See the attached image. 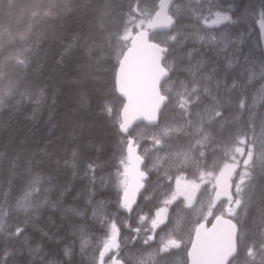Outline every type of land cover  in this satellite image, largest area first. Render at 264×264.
I'll list each match as a JSON object with an SVG mask.
<instances>
[{
  "label": "trees",
  "instance_id": "trees-1",
  "mask_svg": "<svg viewBox=\"0 0 264 264\" xmlns=\"http://www.w3.org/2000/svg\"><path fill=\"white\" fill-rule=\"evenodd\" d=\"M157 1L0 0V264H85L74 242L78 215L107 198L100 188L111 187L125 154L118 63ZM185 42L171 50L175 66L194 61ZM246 69L234 74L243 94L215 109L229 119L219 133L229 134V154L247 156L243 182L241 171L233 178L232 264H264V67ZM219 73L222 89L227 73Z\"/></svg>",
  "mask_w": 264,
  "mask_h": 264
},
{
  "label": "rangeland",
  "instance_id": "rangeland-1",
  "mask_svg": "<svg viewBox=\"0 0 264 264\" xmlns=\"http://www.w3.org/2000/svg\"><path fill=\"white\" fill-rule=\"evenodd\" d=\"M226 2L227 0H182L173 8V14L180 18L181 23L175 31L161 35L164 44H171L173 51L177 52L178 46L186 41L185 43L190 45L191 53L196 54L193 62L186 59L183 64L176 66L173 61L175 57L172 58V54L166 56L164 66L173 71V75L169 81L162 85L164 93L170 92L172 94L164 109V118H161L158 126L139 125L133 130L132 135L140 149L143 150L142 153L149 157L150 168L165 164L164 162L168 157L174 158L177 166L187 164L192 159L187 150L178 151L173 156L167 155V151L170 150L166 148V146L169 147V144L164 136H171L172 134L188 136L186 140H180L176 135L172 139L173 147H181L182 149L188 148L186 144L189 140L190 144L193 143L195 135L200 137L199 140H202L205 134H219L225 128L226 123L229 124V119L224 112L216 110L215 106L219 103L229 106V101H233L243 94L238 92L239 89H242L241 85L238 84L240 78L238 79L234 74L242 72L244 75L248 64L264 67V50L259 38V32L264 28V0H229V11L222 6ZM228 14L233 31L228 35L227 29L224 27V31L221 30L219 34H216L208 24L221 23L220 21L225 18L223 24L226 26L224 22L227 21ZM188 17L190 18L189 21H187ZM147 23L148 21L140 22L139 27L142 24L146 26ZM175 55L178 56L176 53ZM189 63L192 65L195 63L194 67H187ZM210 69H212L211 72H209ZM219 70L227 73L226 84L223 85L222 89H219L220 82H223V78L218 79ZM260 72L261 75L264 74V71ZM182 74L185 76L183 77ZM262 82L264 83V79ZM208 86L216 89L217 98L214 102H211L210 97H205L201 101L200 95L210 94L207 90ZM235 88L237 91H234ZM262 90L264 91V88ZM236 103L239 104V101ZM243 151L241 148H236L229 156L227 153L219 154L214 158L215 163H217L213 166L214 169L208 168V174L216 176L219 195L228 186L230 195L231 175L235 170L241 171L239 181L240 183L243 182L246 171L241 169L243 168L242 164L247 161V156L246 154L243 156ZM241 158H243L242 162H240ZM215 169L216 174L212 171ZM126 172L127 156L125 153L122 171L115 175L114 181L111 182L104 175L102 177V179L110 180V188H100H103L102 192H104V196L107 195V198L96 199L93 201L94 209L92 211L87 210L78 215L79 220L75 227L76 241L74 242H79L80 254H77V259H84L85 264H96L99 248L110 237L119 232L118 224L124 219V215L121 209H116L118 202H115L113 198L116 199L114 192L120 191L121 193L124 190L127 183ZM108 175L111 177V174L108 173ZM154 184L151 183L149 192H147L150 196L154 191L160 190V186ZM147 204L152 205L151 202ZM171 205V203L168 204L170 208ZM167 209L168 213L167 210H158L156 214L154 213L153 224L158 226L161 219L166 217L163 214L167 213V218L172 214V210ZM100 222L103 226H101L102 231ZM152 237L146 253L141 252L140 248L142 247L138 248L136 254L134 250L129 251L132 257H136V261L140 259L137 255L144 254V259L148 263L152 260L155 264L157 261H162L161 258H169L171 252H173L172 257L175 258V262L180 261L179 256L186 245L185 240L188 239V236L163 233L152 235ZM160 250V258L154 259V256L158 258ZM52 262L55 261H50L49 264Z\"/></svg>",
  "mask_w": 264,
  "mask_h": 264
},
{
  "label": "flooded vegetation",
  "instance_id": "flooded-vegetation-1",
  "mask_svg": "<svg viewBox=\"0 0 264 264\" xmlns=\"http://www.w3.org/2000/svg\"><path fill=\"white\" fill-rule=\"evenodd\" d=\"M222 6L229 11V0ZM223 20L220 21L221 23L215 25L209 23L208 25L216 34L226 28L229 35L231 34L229 14L227 21L224 22L226 26L223 24ZM211 71L212 69L209 72ZM170 78H172V74ZM207 90L210 94L200 95L201 101L205 97H210L211 102L216 101V89L208 86ZM170 95L172 94L168 92V98ZM227 100L229 101V98ZM208 132H210L209 129ZM174 135L176 134L164 136L169 144V147L166 146V148L170 150L167 151V155L173 156L178 151L187 150L192 159L187 164L177 166L175 159L168 157L164 162L165 164L150 168L149 157L143 153L145 155L144 170L147 172L145 187L132 212L129 215L123 214L124 219L118 224L119 232L115 234L118 237L120 248L105 259V264H115L117 261H122L124 264H153L152 260L149 263L136 261V257H132L129 251L134 250L136 254L139 247H142L140 248L141 252L146 251L153 238L152 235L163 233L183 234L188 236V239L185 240L186 245L179 256V262H175V258L172 257L173 252H171V258H161L162 261H157L155 264H188V252L196 228L201 224H205L206 228L210 227L217 217L232 218L237 206L233 198L229 196V186L219 195L216 176L208 174V168L214 169L213 166L217 164L214 158L219 154H224V150L229 144V134L208 133L204 135L202 140H199L200 137L195 135L193 143L190 144L189 140L186 144L188 148L182 149L181 147H173ZM176 136L180 140L188 138L184 134ZM191 140H193L192 137ZM141 151L143 150L141 149ZM156 171L157 173H155ZM212 171L216 174V169ZM156 177L157 180H155ZM151 183L160 186V190L154 191L150 196L147 192H149ZM148 202H151L152 205H148ZM169 203L172 204L171 208L168 206ZM167 208L172 210V214L170 213L168 218ZM158 210H167V213L163 214L166 217L161 219L156 226L153 224V217ZM160 252L161 250L158 258L154 256V259L160 258Z\"/></svg>",
  "mask_w": 264,
  "mask_h": 264
},
{
  "label": "water",
  "instance_id": "water-1",
  "mask_svg": "<svg viewBox=\"0 0 264 264\" xmlns=\"http://www.w3.org/2000/svg\"><path fill=\"white\" fill-rule=\"evenodd\" d=\"M175 1H158L148 27L133 34L120 59L115 81L117 93L124 100L119 129L125 136H129L139 123L150 126L158 124L160 111L167 103V97L161 91V83L169 77L162 64L167 48L152 41L151 36L172 29L176 21L170 9ZM261 36L264 44V30ZM126 152L128 182L121 204L124 211L130 213L144 188L146 174L142 171L143 158L130 136L127 138ZM237 236V225L229 220H216L209 229L199 227L189 252L190 264H228L237 252ZM116 242V239H112L102 248L98 264H103L105 257L118 249Z\"/></svg>",
  "mask_w": 264,
  "mask_h": 264
},
{
  "label": "bare ground",
  "instance_id": "bare-ground-1",
  "mask_svg": "<svg viewBox=\"0 0 264 264\" xmlns=\"http://www.w3.org/2000/svg\"><path fill=\"white\" fill-rule=\"evenodd\" d=\"M183 75V77L185 76L184 74H182ZM211 110V109H210ZM175 111V110H174ZM171 113H172V111H171ZM170 115H172V114H170ZM209 123V122H208ZM207 126V125H206ZM203 127V126H202ZM210 131V130H209ZM214 131V130H213ZM212 132V131H211ZM178 141V140H177ZM180 142V141H179ZM100 181V180H99ZM101 184V183H100ZM105 203V202H104ZM105 227H106V225H105ZM54 257V256H53ZM52 259V258H51ZM50 258H49V260H51Z\"/></svg>",
  "mask_w": 264,
  "mask_h": 264
}]
</instances>
